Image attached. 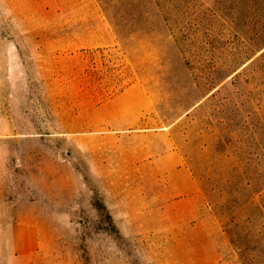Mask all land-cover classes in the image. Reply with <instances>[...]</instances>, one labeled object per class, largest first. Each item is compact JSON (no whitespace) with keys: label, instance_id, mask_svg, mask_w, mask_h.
I'll return each mask as SVG.
<instances>
[{"label":"rangeland","instance_id":"374dc122","mask_svg":"<svg viewBox=\"0 0 264 264\" xmlns=\"http://www.w3.org/2000/svg\"><path fill=\"white\" fill-rule=\"evenodd\" d=\"M0 195L38 264H264V0H0Z\"/></svg>","mask_w":264,"mask_h":264},{"label":"crops","instance_id":"0c3cea01","mask_svg":"<svg viewBox=\"0 0 264 264\" xmlns=\"http://www.w3.org/2000/svg\"><path fill=\"white\" fill-rule=\"evenodd\" d=\"M35 202L30 199V207ZM17 203L16 197L0 195V264H38V254L52 253V232L40 225L35 211L23 213Z\"/></svg>","mask_w":264,"mask_h":264}]
</instances>
